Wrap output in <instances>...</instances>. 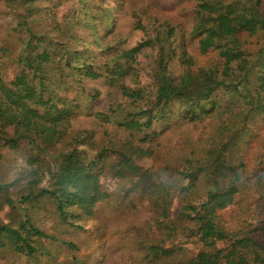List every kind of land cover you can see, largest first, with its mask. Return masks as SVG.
<instances>
[{"label":"trees","instance_id":"16d2710c","mask_svg":"<svg viewBox=\"0 0 264 264\" xmlns=\"http://www.w3.org/2000/svg\"><path fill=\"white\" fill-rule=\"evenodd\" d=\"M4 1L20 12L12 76V48L0 43V159L5 147H30V180L16 200L14 181L0 179V207L16 212L0 220V249L52 255L45 238L77 250L19 205L48 199L58 227L78 228L74 208L90 216L112 203L107 173L128 184L113 200L121 209L113 220L125 221L129 209L123 234L131 244L118 243L101 264H264V0H78L79 11L62 19L51 10L59 2ZM119 3L143 33L131 47ZM144 50L147 65L138 60ZM83 108L101 130L76 124ZM156 121L173 124L157 130ZM233 205L228 226L218 211ZM188 240L201 246L194 251Z\"/></svg>","mask_w":264,"mask_h":264},{"label":"rangeland","instance_id":"374dc122","mask_svg":"<svg viewBox=\"0 0 264 264\" xmlns=\"http://www.w3.org/2000/svg\"><path fill=\"white\" fill-rule=\"evenodd\" d=\"M92 0H90L91 2ZM60 3L58 6L52 7L53 15H55L56 19L64 18L69 11L71 14H76L79 11V2L78 0H43L41 5L43 6H51L54 3ZM96 2H99L96 0ZM122 2V1H121ZM122 4V3H119ZM4 0H0V43L11 46L12 53L9 54V58L7 59V69L8 74L12 76L16 72V64L12 61V56L17 52L19 45H17V36L14 34L12 27L14 26V19L17 18L18 13L15 8L9 7ZM120 7V6H119ZM121 8V7H120ZM96 9V8H95ZM122 9L124 12L120 15L121 18V26L123 27V38L127 37L125 42V46L131 47L136 45L138 42L142 40L143 33L141 31H137L131 28V18L129 14L125 13V10L128 11L126 4L125 6L122 4ZM95 11V10H94ZM101 11H95L96 16L100 17ZM100 31H103V24L99 26ZM149 51H143L138 60L141 62V65H147L149 61L152 60V56L148 57ZM216 56V52L212 51L206 55L198 56V61L200 64H203L207 60ZM177 70L180 71L182 68L177 65ZM150 82L149 78L146 76V72L143 71V75L141 78V85H148ZM100 88L102 92L108 98H112L113 94L110 93L111 88H109L105 84H100ZM107 100V98H105ZM105 100V101H106ZM104 103L100 104L99 107H102ZM105 106V105H104ZM103 106V107H104ZM103 107L101 109H103ZM80 114L77 115L78 119H75L77 125L82 124L87 127H93L96 130H101V125L98 126L93 118L88 117L86 114V108L79 111ZM80 119L83 120V123L78 121ZM170 122L167 121H156L153 126V129L157 130H168L169 127L173 124L167 125ZM262 129L264 130V124L262 125ZM260 137L262 135H259ZM169 138H166L165 141H168ZM175 138H173V141ZM257 142V140L255 141ZM174 143V142H173ZM30 147L28 148H17V149H9L5 147L2 149L3 156L0 159V179H5L7 182L14 181V185L11 186L12 196L19 200L21 196V191L27 187V182L30 180L26 174H24V170L27 168V160H28V152ZM154 160L151 158H144L140 161L141 164L148 167L153 165ZM49 176H44L42 179L43 184L46 183ZM102 183L105 188L112 194V203H99L96 208L94 214L90 216H85L81 214V210L78 208H74L72 213H70V222L79 225L78 228H67L63 229L58 227V223H61L59 219L56 217L55 206L54 204L45 198L36 199L34 202L27 203H19L20 207H24V212H27L31 215L32 221H34L35 225L39 227L41 230L53 233L58 238H62L65 240L74 241L78 245V249L72 251L69 246H62L56 240L50 241L45 238H41L40 243L49 247L51 250V254H47L43 250H40L35 256L28 257L18 253H15L11 250H2L0 249V264H101V259L103 255L112 252V248L117 247V244L120 243L122 246H126L128 243L131 244L130 240L124 238V224L126 226L131 223V214L128 210H123L126 213L125 221H121L119 223L115 222L114 215L118 214L121 209H117L114 205L113 200L118 196L121 192L122 186L128 184L121 179L114 178L109 174H105L101 176ZM48 182L46 183V185ZM36 190H34L35 192ZM179 201H175L173 205V210L177 208ZM237 210V206H229L225 209L219 210V214L222 216L224 221L228 226H234L236 221L235 211ZM16 212L13 211L10 207L4 206L0 207V220L3 222L9 223L12 221L13 216H15ZM149 217V213H143L141 216V220H145V218ZM18 220L19 217H17ZM118 224V225H117ZM55 242V243H53ZM185 246L190 247L192 250L197 251L201 246L199 241H191L188 240L184 243ZM219 244L223 245V242H219ZM120 252L116 253L111 260L115 261L116 257H119ZM76 257V260L74 259Z\"/></svg>","mask_w":264,"mask_h":264}]
</instances>
